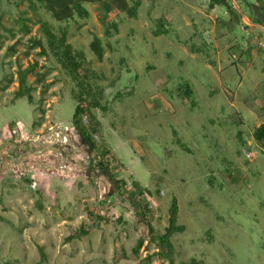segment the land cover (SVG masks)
Here are the masks:
<instances>
[{"label":"rangeland","instance_id":"obj_1","mask_svg":"<svg viewBox=\"0 0 264 264\" xmlns=\"http://www.w3.org/2000/svg\"><path fill=\"white\" fill-rule=\"evenodd\" d=\"M127 1L134 19L104 1L60 23L39 0H0V264H264L262 32L208 0ZM234 1L252 16L256 0ZM43 24L84 54L76 80ZM20 68L33 104L15 98ZM79 84L95 152L73 124ZM173 199L186 230L168 253Z\"/></svg>","mask_w":264,"mask_h":264},{"label":"trees","instance_id":"obj_2","mask_svg":"<svg viewBox=\"0 0 264 264\" xmlns=\"http://www.w3.org/2000/svg\"><path fill=\"white\" fill-rule=\"evenodd\" d=\"M5 1L9 2V0H5ZM104 1L107 2L113 8H115L117 11L126 14L131 19L137 17V9L141 5L139 1L136 2L134 7H131L127 0H39V2L46 9V11L51 14L52 18L56 22H60V23L70 21L74 19L75 16H78L79 18L82 19L88 18L89 13L84 8V4H100ZM25 2L29 3L30 7L34 9L35 7L34 0H21V3H25ZM219 6L227 7L228 13L233 17V20L240 22V18L236 15L235 11L230 6V4L227 3L225 0H209L208 9L210 11H214ZM257 13L259 14V17L255 18L252 21V23H258L264 27V5L259 8ZM42 26L44 29L45 36L48 39V44L51 52L59 59L63 69L67 70L69 74L76 80L77 71L81 68L82 63L85 61L84 54L82 52H76V54H74L72 46L70 44H67L66 42V34H63V36L58 40L55 37V35L50 31L47 24H43ZM27 29L28 28L25 27V31H28ZM35 45L42 48L41 55L47 54L41 41L35 42ZM91 49L99 60H103L104 50L98 38H96L91 44ZM30 73H32L31 68L24 70L20 68L18 70L19 87L17 92L15 93V98L16 99L27 98L29 102L33 104L34 98L32 92L34 91V88L29 86L27 80L28 75ZM79 85L82 87V91L76 97L78 106L76 108L73 124L76 130L78 131L83 144L86 147H88L90 151L95 152L98 149L96 146V142L94 141L90 131L87 128H85V126L82 124L84 108L81 105L88 101L87 99L90 98V94L85 92L83 84H79ZM42 102L43 100H41V103ZM90 105L91 108H97V109L100 106L99 102L95 101L94 99L93 102H90ZM92 120H94V117L91 118V123L93 122ZM96 125H98L97 122ZM253 136L255 141H257L258 143H262L264 141V123L255 129ZM105 153L106 152L103 153L104 156ZM100 166L102 167L103 164H100ZM105 171H107V175L111 177L108 170L105 169ZM140 215L143 218L146 217L145 214L141 213ZM178 215H179L178 201L177 199H173L170 208L169 225L166 228L165 233L159 236L157 240L159 246L163 249H167L168 253H170L172 250L171 238L175 234L183 233L186 230L184 226L178 225ZM149 229H150L149 232H153V229L151 228L150 225H149ZM87 234H89L88 229L82 227L80 231H77L69 238H67V241L69 242L76 239H80L82 236ZM144 241L145 239H141L139 241L138 246L134 250L136 254L138 253ZM5 264H9V263H5Z\"/></svg>","mask_w":264,"mask_h":264},{"label":"crops","instance_id":"obj_3","mask_svg":"<svg viewBox=\"0 0 264 264\" xmlns=\"http://www.w3.org/2000/svg\"><path fill=\"white\" fill-rule=\"evenodd\" d=\"M264 5V1H261V0H256V3L255 4H253V5H251V10H252V12H251V14H252V16L250 17V18H245L244 16V19H245V21H247V22H249V23H251L255 18H257V17H259V14L257 13V11L259 10V8L261 7V6H263ZM245 21L243 20V19H241L240 20V22L243 24V25H246V23H245ZM261 31V30H260ZM262 32V31H261ZM262 35H263V33H262ZM257 54H252V56H256ZM254 62H252V64H253ZM254 66H256V65H254ZM260 71H262V74H261V82L259 83V88L261 89V93H259V95H258V99L259 100H263L264 101V69L263 68H261V70ZM248 111H249V115H252V116H254V111H252V109H248ZM243 124V123H242ZM262 125V124H261ZM260 126V125H259ZM259 126H257V128L259 127Z\"/></svg>","mask_w":264,"mask_h":264},{"label":"built area","instance_id":"obj_4","mask_svg":"<svg viewBox=\"0 0 264 264\" xmlns=\"http://www.w3.org/2000/svg\"><path fill=\"white\" fill-rule=\"evenodd\" d=\"M227 3H233V10H238V8H237V6H236V4H235V1L234 0H225ZM208 3H209V0H208ZM246 23V26L247 27H250L252 24H253V27H255V28H257V29H259V30H261L262 31V33H263V37H262V39L259 41V43H258V47L260 48V49H262V50H264V27L262 26V25H260V24H258V23H249V22H245Z\"/></svg>","mask_w":264,"mask_h":264}]
</instances>
